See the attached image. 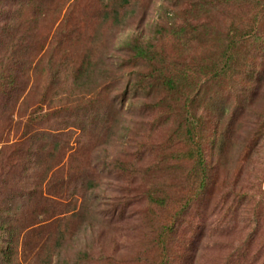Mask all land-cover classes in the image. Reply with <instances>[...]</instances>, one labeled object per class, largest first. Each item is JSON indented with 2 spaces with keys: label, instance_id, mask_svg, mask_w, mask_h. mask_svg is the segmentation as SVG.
I'll return each instance as SVG.
<instances>
[{
  "label": "rangeland",
  "instance_id": "obj_1",
  "mask_svg": "<svg viewBox=\"0 0 264 264\" xmlns=\"http://www.w3.org/2000/svg\"><path fill=\"white\" fill-rule=\"evenodd\" d=\"M19 1L0 0V18ZM61 1L34 10L51 18ZM101 1L80 0L91 23L69 40L70 58L86 73L94 69L100 89L80 91L67 70L63 81L52 79L47 57L34 77L40 55L27 53L45 35L40 17L30 23L40 31L26 51L12 58L8 41L0 45V264H25L19 249L12 261L4 254L11 233L18 237L31 222H38L27 239L35 264H145L158 255L144 237L151 185L163 187L173 208L195 195L176 224L174 264H264V21L252 39L236 38L227 74L202 76L205 64L224 66L226 26L238 15L249 21L244 4L202 10L190 0H132L133 17L105 40L91 28ZM133 36L152 41V61L131 57L123 42ZM172 74L188 86L182 94L170 95L158 78ZM189 111L204 174L187 160L166 158L168 146L185 148ZM58 144L72 150L57 152ZM60 160L69 168L55 172ZM176 171L190 177L178 195L169 178ZM201 175L206 183L198 193ZM89 178L94 191L85 187ZM46 193L54 199L45 200ZM70 193L80 211L72 217L65 207Z\"/></svg>",
  "mask_w": 264,
  "mask_h": 264
},
{
  "label": "trees",
  "instance_id": "obj_2",
  "mask_svg": "<svg viewBox=\"0 0 264 264\" xmlns=\"http://www.w3.org/2000/svg\"><path fill=\"white\" fill-rule=\"evenodd\" d=\"M23 1V0H21ZM14 2L10 6V10L6 16L0 18V45L4 39L8 42L5 44V50L10 52L12 58H16L20 50L26 51L28 49V43L26 41L36 38V35H39L40 28L37 26L30 25L31 22L38 24L37 19L40 17L41 21L45 22L44 36L42 41L36 42L34 46H31L30 50L27 53V56L33 55L38 59L36 62L35 71L38 69V65L45 57L48 58L49 73L51 78L61 79L65 78L64 71H68V75L72 77V85L75 84L80 89L84 91L85 89H100V84H94L93 70L84 71L78 60L70 58L69 54V40L74 38H79L82 35V32L87 30L91 20L85 16L86 5L80 6V0H62L60 6L54 10V16L51 18L49 13L39 12L34 10L36 6L42 3V1L48 0H24L23 2ZM68 1V2H67ZM193 6H199L202 10H213L221 9L226 4H235L237 2L244 4L247 9L242 14L244 16L248 15L249 21L245 23L244 20L237 16L229 18L228 24L226 26L225 38L230 39L228 45L224 51V66L220 68L217 67L214 63H208L202 66L200 73L202 76H216L218 74H227L232 68L233 57L231 56L232 46L236 44V38L244 36L245 38L252 39L255 33L256 25L260 24V21H264V0H190ZM134 4L132 0H107L101 1L99 5L94 10V20L91 28L95 25L99 27L102 33H104L105 40L110 35V30L119 29L120 26H124L125 23L133 17ZM38 17V18H37ZM39 19V20H40ZM27 22V25L23 23ZM250 22V23H249ZM17 23V24H16ZM191 27V26H190ZM199 27V28H198ZM201 29V26L194 25V29ZM165 28H157L156 32L162 36V32ZM170 31H173L171 28ZM237 32L239 36L237 35ZM32 38V39H31ZM101 40V35H100ZM124 47L127 51L131 52V57L133 59H144L152 61L155 46L149 39H142L141 37H131L123 42ZM93 47L95 45L93 44ZM0 52H2L0 50ZM89 61H94V56L90 55ZM100 67V66H99ZM96 71V70H95ZM156 74L160 72L155 71ZM95 73V72H94ZM200 73L197 72L199 75ZM39 74V71L35 72L34 77ZM189 78L187 71L181 73ZM200 74V75H201ZM173 75V74H172ZM160 76L158 78L162 79L165 86L166 92L170 95L182 94L181 90L186 85L180 84V76ZM183 80V79H182ZM181 80V82H183ZM36 81V80H35ZM97 86V87H96ZM168 94V95H169ZM188 97H186V101ZM190 112V111H189ZM191 113V112H190ZM195 115H187L184 125V134H185V148L183 150H176L171 146L167 147V157L174 161H189L192 164L194 170L201 174H204V163L205 160L202 156L201 150V136L197 132V126H195L197 120ZM52 130V129H51ZM68 132V131H65ZM65 134V133H64ZM176 138H171V143ZM58 150L60 152H70L72 150L71 146L69 149L67 146L65 148L58 144ZM174 149V150H173ZM62 156L64 154L62 153ZM116 165L121 168L122 166L119 163ZM55 172L62 171V169H68L69 166L67 163H63L60 160L55 164ZM123 169V168H121ZM172 177L171 186L175 187V193L178 195L180 191L184 188V185L187 186L188 180L190 177L180 176L179 172H173L169 175V178ZM183 177V178H181ZM200 181H198V190L200 193L201 189L205 186V175H201ZM181 179V180H179ZM68 180V179H67ZM50 181V180H49ZM188 181V182H187ZM81 183V181H80ZM207 185V184H206ZM85 187L91 190L96 189V182L92 179H88L85 183ZM53 194L46 193L44 199L51 201L54 199ZM146 198V207L148 214L144 219V237H146V242L151 241L154 249L158 252V255L147 261L145 264H174L177 262L178 248L177 242L178 237L176 234V224L177 221L183 216L184 212L190 207L193 203L194 197H188L181 206H176L173 208L169 203V195L165 193L163 187H157L151 185L145 192ZM52 203V202H51ZM75 198L72 194H69V205H65L67 212H69V217L76 212H80L76 208ZM64 216V212L61 213ZM38 222H31L23 229L20 230L18 237H14L11 233L9 238L12 241V245L7 247V251L4 254V258L7 261H12L15 259L18 251H21V254L24 257L25 264H35V255L33 257V249L27 245L28 236L37 228ZM11 231V229H10ZM19 249V250H18ZM18 250V251H17ZM37 254V252H36ZM80 257V256H79ZM38 261V260H37ZM58 264H70L69 260L64 259ZM72 264H84V259L77 258Z\"/></svg>",
  "mask_w": 264,
  "mask_h": 264
}]
</instances>
